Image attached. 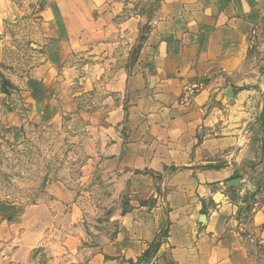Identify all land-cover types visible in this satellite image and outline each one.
Returning <instances> with one entry per match:
<instances>
[{"label": "crops", "instance_id": "0c3cea01", "mask_svg": "<svg viewBox=\"0 0 264 264\" xmlns=\"http://www.w3.org/2000/svg\"><path fill=\"white\" fill-rule=\"evenodd\" d=\"M48 2L50 38L33 71L39 99L52 89L64 111L91 117L85 143L120 157L131 184L117 235L89 264H264V201L242 220L229 193L262 114L241 109V97L264 80L250 64L264 39V0H162L136 54L148 18L125 1ZM192 86L199 91L185 105ZM55 221L34 220L32 240L5 264H33L32 248Z\"/></svg>", "mask_w": 264, "mask_h": 264}, {"label": "rangeland", "instance_id": "374dc122", "mask_svg": "<svg viewBox=\"0 0 264 264\" xmlns=\"http://www.w3.org/2000/svg\"><path fill=\"white\" fill-rule=\"evenodd\" d=\"M48 1L0 0V264L32 240L27 231L37 230L31 225L34 220L52 215L57 221L32 248L33 264H89L93 253L115 238L130 205L129 172L121 158L96 155L94 144L85 143L93 135L87 129L91 117L64 111L52 89L48 102L39 99L43 90L35 87L33 71L44 63L50 38L43 15ZM123 1L128 13L148 18L136 54L162 0ZM75 55L85 60V55ZM252 55L255 74L264 78L263 38ZM245 87L241 109L262 114L247 156L235 164L229 181L242 220L264 201V80ZM239 92L229 99H240ZM95 98L88 92L84 99L90 110Z\"/></svg>", "mask_w": 264, "mask_h": 264}, {"label": "built area", "instance_id": "2783aa9c", "mask_svg": "<svg viewBox=\"0 0 264 264\" xmlns=\"http://www.w3.org/2000/svg\"><path fill=\"white\" fill-rule=\"evenodd\" d=\"M198 91H199V86H192L186 88L181 96V103L185 105H191L194 102Z\"/></svg>", "mask_w": 264, "mask_h": 264}, {"label": "trees", "instance_id": "16d2710c", "mask_svg": "<svg viewBox=\"0 0 264 264\" xmlns=\"http://www.w3.org/2000/svg\"><path fill=\"white\" fill-rule=\"evenodd\" d=\"M167 235V228L165 230H163L160 235H159V242L162 241V239ZM150 254V250H148L145 253V256H148Z\"/></svg>", "mask_w": 264, "mask_h": 264}]
</instances>
